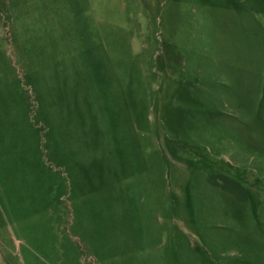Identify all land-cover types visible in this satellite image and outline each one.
<instances>
[{
    "label": "rangeland",
    "instance_id": "1",
    "mask_svg": "<svg viewBox=\"0 0 264 264\" xmlns=\"http://www.w3.org/2000/svg\"><path fill=\"white\" fill-rule=\"evenodd\" d=\"M0 264H264V0H0Z\"/></svg>",
    "mask_w": 264,
    "mask_h": 264
}]
</instances>
